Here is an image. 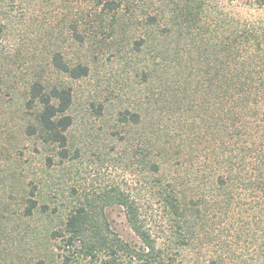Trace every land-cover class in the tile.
<instances>
[{"label":"rangeland","instance_id":"374dc122","mask_svg":"<svg viewBox=\"0 0 264 264\" xmlns=\"http://www.w3.org/2000/svg\"><path fill=\"white\" fill-rule=\"evenodd\" d=\"M107 1L0 0V19L6 24L0 52L9 58L8 75L15 83L11 89L0 86V264H102L113 259L120 264H264L260 207L241 202L240 189L230 205L225 192L214 188L223 173L218 156L233 153L224 140V128L215 130L206 112L207 101L213 100L200 85L198 72L210 52L208 34L196 36L187 67L182 68L175 55L177 30L163 41L165 21L176 23L179 0H116L120 7L115 17L121 21L113 26L108 20L96 30L95 12L99 14ZM191 1L203 6L202 16L209 22L225 24L224 37L230 34V24L235 33L255 26L264 36V3L258 0ZM161 11L166 16L162 21ZM148 16L158 20L152 29L146 28ZM75 27L87 33L84 42L74 37ZM141 37L151 44L133 53ZM260 47L263 61L264 41ZM57 53L73 65L88 64L89 75L74 80L61 73L53 64ZM35 82L47 91L72 89L68 158L41 132V106L30 101ZM127 108L142 112V125L122 121ZM159 121L160 130L154 129ZM151 163L158 170H150ZM201 168L208 170V189L204 194L197 191L198 210L179 231L177 209L160 191L163 186L174 188L177 198V186L186 180L188 191H194L202 184V170L197 171ZM115 189L136 199L157 258H139L130 251L109 258L106 250L94 258L81 253L79 242L70 245L68 233L55 236L63 231L69 213L89 209L90 202L102 204ZM29 200L38 206L31 215L26 210ZM104 212L108 237L116 234L136 253H144L146 247L125 211L107 205Z\"/></svg>","mask_w":264,"mask_h":264},{"label":"trees","instance_id":"16d2710c","mask_svg":"<svg viewBox=\"0 0 264 264\" xmlns=\"http://www.w3.org/2000/svg\"><path fill=\"white\" fill-rule=\"evenodd\" d=\"M258 2L263 4L264 0H258ZM192 3L191 0L177 2V10L174 11L176 23L174 24L172 21L170 24L168 20L165 21V27L168 30L163 41L168 42V34L177 30L175 55H177L179 66L186 68V58L192 54L197 40L196 36L204 37V34H208L210 52L204 56L205 67L198 72L201 76L200 85L203 84L201 86L209 91V96L213 100V102L207 101L206 112L211 116L215 130L218 131L220 127L224 128V140L228 141L230 153H233L226 157L227 152H224L222 159L218 156V163L221 165L223 173L218 175L214 188L225 192L226 200L230 205L233 203L234 193L240 189L241 198L239 200L245 202L249 207H260V214L263 215L261 220H264V60H259V53L262 50L260 44L261 41H264V36L259 35L255 26L250 30L245 27L235 33L230 29V24L228 27L230 34L224 37L227 33L225 24L220 20L209 22L208 18L202 16L203 6L201 4L194 6ZM119 7L120 4L116 0H108L99 14L95 12V15L99 16L96 30L103 29L108 20H112L113 26L119 24L121 20L115 17ZM4 13L6 14V12ZM109 13L111 14L110 18L107 17ZM88 15L86 14L87 17ZM156 18V16H148L145 23L147 29H152L158 23ZM165 18V11H161L158 19L162 21ZM124 26H120V28L124 29ZM5 29L6 24L0 19V43ZM73 33L79 42H84L87 33L82 34L78 27L74 28ZM172 42H175L173 38ZM150 44V39L139 38L134 43L136 50L133 53H137L138 49L141 53ZM256 45L260 49H256ZM244 46H247L246 49ZM166 60L170 63L173 62L171 58ZM6 62H9L8 56L0 52V86L11 89L15 83H12L9 78ZM53 64L61 73L74 80L84 78L90 73L88 64L78 62L73 65L65 61L59 53L54 56ZM189 69L193 71V66ZM30 96L31 103L36 101L41 106L37 115L41 132L46 135L48 141L59 145L64 158H68L67 132L74 123L73 117L68 114L73 105L72 89L54 87L47 91L40 82H35L31 86ZM121 115L122 121H125L127 126L143 124L142 112L139 109L131 111L127 108ZM159 123L160 121L156 123L154 129L160 130ZM30 128V130L33 129V127ZM238 142H244V145ZM224 144L223 142L222 146ZM212 168L213 164H208V169ZM153 169L158 170L155 163H151L150 170L153 171ZM197 171H201L203 175L202 184L197 187L198 189L194 188V191H188L187 184L190 181L186 180L180 183V187L177 186V198L173 195L174 188L168 189L169 186H163L160 191V194L165 196L167 204L172 209H177L179 231L185 227L183 224L189 221L188 217L198 210L200 203L199 198H195L197 191L201 190V193L204 194V191L208 189L207 178L204 177L208 170L201 168ZM197 174L199 179V172ZM207 175L209 176V174ZM202 197L205 196L202 195ZM101 203L95 201L91 206L89 204V209L84 206L69 213L66 221L63 222L64 227L61 228L63 231L55 232V236L59 238L64 235L63 233H68L70 245L76 241L79 242L81 253L94 258L98 252L105 250L109 258H118L119 253L125 251L134 252L139 258H157L155 242L146 228L145 221L141 218L140 206L131 194L115 189L110 196H107V199L103 198ZM107 205H116L125 211L129 225L140 237L146 247L145 251L148 252L136 253L131 249L129 243L121 240L116 234H112V239L108 237L107 233L111 234V232L107 215L104 212ZM37 207L36 201L29 200L27 214L31 215L32 210ZM44 213H48V210ZM102 264L120 263L113 259L106 260Z\"/></svg>","mask_w":264,"mask_h":264}]
</instances>
